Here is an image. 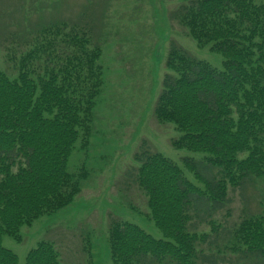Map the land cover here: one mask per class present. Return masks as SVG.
Here are the masks:
<instances>
[{
	"label": "trees",
	"instance_id": "1",
	"mask_svg": "<svg viewBox=\"0 0 264 264\" xmlns=\"http://www.w3.org/2000/svg\"><path fill=\"white\" fill-rule=\"evenodd\" d=\"M172 17L199 47L224 58L219 69L173 42L171 72L154 108L158 124L174 123L182 133L172 139L175 148L203 154L183 158L199 183L144 140L135 154L139 165L123 181L142 191L163 237L111 216L112 263L264 264V195L260 212L246 211L232 224L216 217L230 188L264 180V2L186 0ZM10 35L0 44V264H18L5 235L21 242L24 225L69 206L83 191L91 169L73 172L68 164L79 140L82 148L91 144L105 86L103 39L88 21H49L18 40ZM91 237L83 238L89 256ZM26 262L64 264L48 239L30 249Z\"/></svg>",
	"mask_w": 264,
	"mask_h": 264
},
{
	"label": "rangeland",
	"instance_id": "2",
	"mask_svg": "<svg viewBox=\"0 0 264 264\" xmlns=\"http://www.w3.org/2000/svg\"><path fill=\"white\" fill-rule=\"evenodd\" d=\"M185 2L0 0V44L9 40L11 33L18 40L24 31L39 24L67 19L92 24L94 36L103 39L104 47L100 63L104 66L105 86L95 108L91 144L82 148L79 140L68 164L73 172L86 165L91 174L69 206L24 225L21 242L4 236L3 244L18 254V264H27L28 252L41 239L56 243L64 264H113L108 240L111 216L136 222L154 236L163 237L147 216L142 191L135 183L123 180L128 170L139 165L135 154L146 140L153 151L176 161L191 180L198 182L183 158H200L203 154L175 148L172 139L182 133L174 123L158 124L154 116L163 78L171 72L166 60L173 42L196 58L208 60L219 69L223 67L221 53L208 46L199 47L173 19L175 9ZM3 54L1 50L2 58ZM262 195L264 180L254 181L244 189L230 188L229 203L216 217L224 224H232L246 211L260 212ZM87 232L92 234L90 256L83 252Z\"/></svg>",
	"mask_w": 264,
	"mask_h": 264
}]
</instances>
